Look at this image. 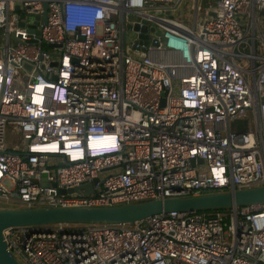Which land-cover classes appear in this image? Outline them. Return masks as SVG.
<instances>
[{"label":"built area","instance_id":"2783aa9c","mask_svg":"<svg viewBox=\"0 0 264 264\" xmlns=\"http://www.w3.org/2000/svg\"><path fill=\"white\" fill-rule=\"evenodd\" d=\"M201 1L0 0V202L112 207L264 186V0H207L203 19ZM97 178L91 195L59 192ZM4 239L21 264H264V205Z\"/></svg>","mask_w":264,"mask_h":264},{"label":"water","instance_id":"95a60500","mask_svg":"<svg viewBox=\"0 0 264 264\" xmlns=\"http://www.w3.org/2000/svg\"><path fill=\"white\" fill-rule=\"evenodd\" d=\"M48 4H44V23H47ZM264 15V10L260 12ZM215 16V13H212ZM138 29V27H136ZM146 31V28H143ZM50 48L58 45H49ZM56 55V54H55ZM56 66V63H52ZM248 122L235 121L232 129L239 133L247 130ZM202 163V161H200ZM103 180L94 179L74 190L60 189L61 194L94 193L96 184ZM56 187V185H54ZM264 205V186L234 192L215 193L198 197H174L155 199L142 203L124 204L112 207L90 208H0V264H21L9 251L4 239V231L12 227H46L56 224H124L134 225L150 217L173 212H213L237 207Z\"/></svg>","mask_w":264,"mask_h":264},{"label":"rangeland","instance_id":"374dc122","mask_svg":"<svg viewBox=\"0 0 264 264\" xmlns=\"http://www.w3.org/2000/svg\"><path fill=\"white\" fill-rule=\"evenodd\" d=\"M215 5H216L215 3H209L207 0H202L200 12H199L200 18L202 17V19H203L206 15H208L209 12H211L212 10H215ZM190 11L191 10L187 7L182 6V8H181V17L183 16L182 18L185 19V22L189 25H191V21L187 20V18H188ZM14 140H15V138H13L12 133H8L7 142L9 143V142H12ZM10 146L12 147L13 144ZM15 147H16V145H14L12 147V149H15ZM17 207H19L18 204H6L5 202H0V208H17ZM70 225L72 227H83V226H85L84 224H70Z\"/></svg>","mask_w":264,"mask_h":264},{"label":"bare ground","instance_id":"6f19581e","mask_svg":"<svg viewBox=\"0 0 264 264\" xmlns=\"http://www.w3.org/2000/svg\"><path fill=\"white\" fill-rule=\"evenodd\" d=\"M99 143H101V141H99ZM54 147H55V146H53V147H49V148H51V149H52V148H54ZM51 149H50V150H51Z\"/></svg>","mask_w":264,"mask_h":264},{"label":"trees","instance_id":"16d2710c","mask_svg":"<svg viewBox=\"0 0 264 264\" xmlns=\"http://www.w3.org/2000/svg\"><path fill=\"white\" fill-rule=\"evenodd\" d=\"M226 210V209H225ZM221 211H224V210H221Z\"/></svg>","mask_w":264,"mask_h":264}]
</instances>
